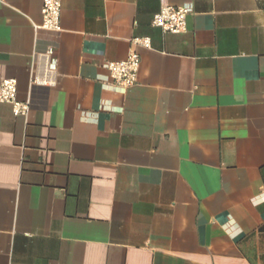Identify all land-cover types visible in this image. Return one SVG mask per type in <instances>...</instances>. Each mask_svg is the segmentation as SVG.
Segmentation results:
<instances>
[{
	"label": "crops",
	"instance_id": "obj_1",
	"mask_svg": "<svg viewBox=\"0 0 264 264\" xmlns=\"http://www.w3.org/2000/svg\"><path fill=\"white\" fill-rule=\"evenodd\" d=\"M42 6L0 0V86L30 105L0 103V264H264V0H62L57 35Z\"/></svg>",
	"mask_w": 264,
	"mask_h": 264
},
{
	"label": "built area",
	"instance_id": "obj_2",
	"mask_svg": "<svg viewBox=\"0 0 264 264\" xmlns=\"http://www.w3.org/2000/svg\"><path fill=\"white\" fill-rule=\"evenodd\" d=\"M192 12L191 5L170 6L163 5L154 16L152 25L161 29L165 34L180 35L187 32V16ZM62 0H43L42 23L38 29L52 34L62 32L61 28ZM148 45V40H144ZM46 69L42 76L32 78L33 85L54 87V74L57 68L56 47L51 45L45 52ZM141 60L137 54H132L125 62H111L106 64L108 79L117 90L126 92L136 86ZM18 83L15 79L3 80L0 86V103L9 104L16 116L26 117L30 111L28 102H20L17 98Z\"/></svg>",
	"mask_w": 264,
	"mask_h": 264
}]
</instances>
